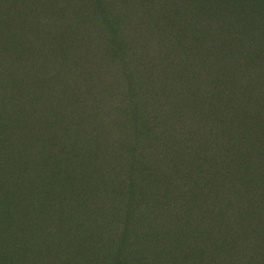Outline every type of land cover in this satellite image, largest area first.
<instances>
[{"label":"trees","instance_id":"obj_1","mask_svg":"<svg viewBox=\"0 0 264 264\" xmlns=\"http://www.w3.org/2000/svg\"><path fill=\"white\" fill-rule=\"evenodd\" d=\"M253 1L256 0H238L231 5L229 0H172L168 13L156 9L160 19L171 20L172 26L176 19L197 25L187 27L190 31L184 38L192 40L191 49L182 53V59L176 55L173 60L179 61L171 65L179 66L181 71L192 70L197 65L200 69L213 70L211 75L217 86L211 87L209 97L216 98L217 107L213 100L206 105L208 123L203 136L191 138L187 135L188 131L192 133L190 129L173 121L175 116L182 115L167 99L166 113L158 111L163 110L160 104L161 108L144 110L142 118L135 116V125L143 126L142 130L133 127L114 131V127L107 130L100 125L94 132L83 133L71 115L84 116L90 109L92 99L82 87L77 91L71 88L68 90L71 95L63 96V81L44 73L43 87L40 90L31 87V100L24 106L8 98L9 75L0 73V264H191L187 252L183 258L173 255L167 260L170 244L178 252L191 245L189 249L196 256L194 264H264L263 209L253 208L249 212L247 219L252 223L249 228L239 223L235 213L232 218L227 217L230 221L223 218L218 234L214 233L217 231L214 221L207 220L205 211L199 212L208 204L207 199H214L215 203L224 201L219 198L221 194L210 195L212 190L203 187L202 177L216 179L220 175L232 187L236 166L241 174L250 170L245 148L238 143L230 145L229 141L235 137L221 134L212 123H224L228 130L225 112L219 109L227 83L241 80L250 87L264 82V1L257 4ZM107 2L94 0L91 4L97 12L94 24L102 19L99 14L109 15L111 34H115L116 26L124 29L126 39H132L133 26L138 25L131 26L130 17L120 19L117 12L120 10L109 13ZM138 2L145 9L155 4V0ZM124 3L119 1L120 5ZM150 25L152 32L160 29L153 21ZM144 28L141 34L147 32ZM195 29L200 32L197 38L192 36L191 30ZM195 43L198 44L194 46ZM166 45L165 39L156 45L154 39L149 45L143 56L147 57L150 71L155 73V62L160 72L166 68L165 62L172 61L173 55L167 57L159 52L160 47L161 51L167 49ZM81 71V76L76 72L75 78L83 79L81 82L85 84L89 81L85 73H89ZM190 72L196 82L195 73ZM129 84L132 94L142 86L139 82ZM196 88L188 94H197L200 101L209 99L203 81ZM185 96L180 89L173 100ZM46 98L50 101L48 105L43 104ZM98 105L96 117L101 122L108 119L111 108L107 104ZM30 107L35 109L33 115L28 111ZM154 120L156 127L174 122L175 142L168 144L163 137H155V126L149 125ZM256 122L264 125V116ZM190 127L197 128L196 123ZM255 136L258 143L264 144L263 132ZM60 150L68 151L67 161L71 166L73 161L88 156L89 167L76 165L69 169L59 158ZM215 151L211 158L220 163V171L208 165H202V169L193 167L194 161L209 160L207 157ZM89 169L92 170L88 173L87 187L91 189L88 194H82L77 191L78 178L83 175L85 178ZM256 173L252 171V182L258 176ZM213 189L218 193L216 187ZM230 201L227 199L224 205L233 210ZM172 203L179 206L176 213ZM193 208L198 210L191 217ZM215 210L218 219L221 209ZM179 219L184 221L182 226L177 223ZM228 241L232 242L230 247ZM211 246L221 248L222 252L214 256L216 251L210 252ZM151 252L154 258H149Z\"/></svg>","mask_w":264,"mask_h":264},{"label":"rangeland","instance_id":"obj_2","mask_svg":"<svg viewBox=\"0 0 264 264\" xmlns=\"http://www.w3.org/2000/svg\"><path fill=\"white\" fill-rule=\"evenodd\" d=\"M107 1L106 8L109 9V13L120 10L121 12L117 11L120 14V19L128 20L130 17L131 26L138 25L133 26L132 39H126L127 34L124 33V29L116 26L115 34H111V25L107 20L109 15L102 16L99 14L98 16L102 19L98 24H94V17L97 13L95 7L92 6L94 0H0V73L5 76L9 75L8 82H10L11 87L7 92L8 98L27 106L31 100L29 89L38 87L40 90L43 87L45 76L50 74V78L63 81V96L71 95L68 91L71 88L77 91L78 88L82 87L86 96L92 99L89 105L90 109L86 111L87 114L84 116L71 114L78 122L79 130L83 133L94 132L100 125L107 130L114 127V131L120 128L131 129L133 127L142 130L143 126L135 125V116L142 118L144 110L150 111L154 106L161 108V105L163 110L158 111L166 113L167 108L164 103L167 102V99L170 100L171 105L172 103L175 104L174 109L182 115L181 118L175 116L173 121H178L177 125L183 126L184 129H190L194 135L189 131L187 135L191 138L203 136L206 123H208L206 119L208 107L206 105L213 100L214 106L217 107L216 98L214 100L209 97L211 89L217 86L215 77L211 75L213 70L209 68L200 69L197 64V67L195 66V63L193 65L195 68L187 71H181L179 66L173 68L171 65L179 61L173 60L176 55L179 56L178 59H182L184 57L182 53H187L191 49L192 40H185L184 38L190 31L187 30V27L192 28V25L194 27L197 25L193 22H183L176 19L172 26L171 20H161V15L156 13V9L161 8V11L168 13L171 10L172 0H155V4H153L155 9L153 5L150 7L147 5L146 9L145 6H143L144 8L139 7L141 3L138 0H124L123 5L119 4L120 0ZM237 1L229 0V3L234 5ZM260 1L264 0L253 2L257 4ZM139 19L142 20V23L139 22ZM152 21L160 29H155L152 32L149 28ZM144 26L147 32L141 34ZM117 29H120V32ZM196 30H191L194 38H197L196 34L200 35V32H196ZM154 39L155 45L165 39L168 48H163L161 51L160 47L159 52L167 57L173 55L172 61L170 63L165 62L166 68L160 72L159 67L156 66L157 62H155V73L148 69L147 57L143 56ZM197 44L195 43L194 46ZM75 61L76 63H74ZM81 70L89 73H85L86 79L89 80L85 84L81 82L83 79H78L77 76L75 78L76 72L81 76L83 73ZM190 71L195 73L196 82L191 78L192 73ZM135 80L142 86L140 89L136 88L138 91L132 94L133 89L129 82L136 83ZM200 81H203L205 91L208 93L206 98L209 99L207 100L200 101L197 100V94H188V92L197 90L196 84ZM227 84V92L221 94L223 101L219 109L225 112L228 130L224 123H217L219 126L213 122L212 126L217 127L221 134L235 137L229 141L230 145L238 143L245 148L244 151L248 154L251 165L248 173L242 174L236 166L237 176H235L232 187L231 183L220 175L216 179L208 175L202 177L203 187L212 190L210 195L218 196L221 194L219 198L224 200L222 203H215L214 199L206 198L207 201L209 200L208 204L204 206V210L199 211L200 213L205 211L208 216L207 220L214 221L213 224L217 229L214 233L216 234L220 231L222 225L219 222L223 218L231 217L235 213L239 223L249 228L252 224L247 219L249 212L253 208L264 210V188H260L261 184L264 185V144L258 143L255 136L261 132L264 133V125H258L256 122L258 117L264 116V82L256 85H252L250 82L249 85H252L250 87H247L241 80H234L233 83ZM243 84L245 86L241 87ZM180 89L186 93V96L182 99L173 100L175 93ZM139 91L141 95H139ZM206 93L203 90V96ZM95 100L100 106L107 104L111 108V111L108 112L110 117L102 120L103 123L100 122L99 117H96L99 105ZM43 104H50L49 99L46 98ZM28 111L33 115L35 109L30 107ZM173 121L165 122L159 126L160 128L155 126V120L149 125L153 128L155 126L153 132L155 137H163L166 139L164 143L169 144L175 142ZM193 123H196L197 128L190 127ZM144 135L142 134V136ZM17 136V133L13 135L15 139ZM217 152L215 151L207 158L214 157ZM58 153L60 154L59 158L65 161L69 169L75 168L76 165L83 168L89 167V160H87L88 156L86 155L82 159L85 161L78 159L80 161L76 163L73 161L71 166L67 161L68 151L60 150ZM200 162L194 161L193 167L197 165L202 169V165H208L216 167L220 171V163L212 158ZM61 164L63 163L61 162ZM168 165L172 168V164ZM175 169L177 168L175 167ZM90 170L92 169L88 170L85 178L84 175L78 178L77 191L82 194H88L91 189L87 187L90 182L88 176ZM252 171H257L256 174L258 175L254 182L250 179ZM245 181L250 182V184L247 185ZM214 187L218 193L213 189ZM227 199L232 201L233 210L224 205ZM245 199L246 201L241 203ZM150 201L152 202V199ZM172 205L175 208L173 210L175 213L179 211L178 205L177 207L174 203ZM217 208L221 209L218 219V212L215 210ZM196 209L198 210V208H193L190 211L191 217L197 213ZM140 210L142 211L141 208ZM231 218H227V221H230ZM179 220L177 223L182 226L184 221ZM250 230L246 229L247 232ZM231 241L227 242V247L231 246ZM216 244L218 243H215V246ZM189 247L187 244L183 247L182 252H178L172 250L170 244L166 259L170 261L169 257L173 255L176 258H178L177 255L183 258V253L187 252L190 256L188 262L194 264L196 256ZM220 249L211 246L210 252L216 251L215 256L222 252ZM152 254L151 252L148 255L149 258H154ZM150 262L155 263L154 260Z\"/></svg>","mask_w":264,"mask_h":264}]
</instances>
